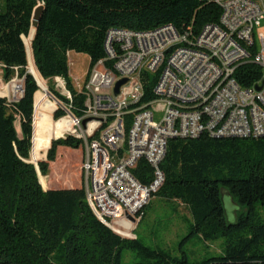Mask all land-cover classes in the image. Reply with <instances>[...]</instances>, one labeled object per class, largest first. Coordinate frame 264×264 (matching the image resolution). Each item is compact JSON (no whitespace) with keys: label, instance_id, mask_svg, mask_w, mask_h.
<instances>
[{"label":"trees","instance_id":"obj_1","mask_svg":"<svg viewBox=\"0 0 264 264\" xmlns=\"http://www.w3.org/2000/svg\"><path fill=\"white\" fill-rule=\"evenodd\" d=\"M38 5L43 11L31 41L32 13ZM219 16V6L210 0H3L0 70L5 81L14 76L22 79V95L12 103L0 97V264H121L123 250L143 259L135 264H191L183 252L181 259L172 258L142 245L138 238L111 231L91 211L83 187L43 189L42 176L48 174L57 149H78L82 141L67 135L50 144L53 128L63 136L74 131L72 121L63 118L62 110L55 113L56 121L37 112L33 127L34 99L38 106L37 83L44 91V80L62 79L70 99L53 88L49 91L80 118L86 112L85 96L73 88L69 52L86 55L90 70L105 56L103 44L110 29L147 31L172 25L181 33H198L217 24ZM27 61L37 83L27 71ZM243 70L240 85L249 86L261 75V68L253 64ZM156 78L144 83L140 103L154 98ZM56 105L45 101L42 108L52 111ZM131 119L126 116L127 125ZM47 149L45 161L30 163V153L34 161ZM159 170L163 181L150 197L180 203L191 215L181 245L193 237L205 242L223 239V256L199 264H264V138L203 134L193 140L172 139ZM131 173L144 186L155 179L144 160ZM224 194L238 209L231 223L225 218Z\"/></svg>","mask_w":264,"mask_h":264},{"label":"built area","instance_id":"obj_2","mask_svg":"<svg viewBox=\"0 0 264 264\" xmlns=\"http://www.w3.org/2000/svg\"><path fill=\"white\" fill-rule=\"evenodd\" d=\"M210 1L220 8L219 21L198 33H181L172 25L108 30L105 56L87 71L79 89L86 112L66 117L74 130L70 135L84 148L86 201L95 217L118 235L140 220L160 187L159 164L170 140L203 134L264 138V32H256L264 22V0ZM248 64L259 66L261 75L249 86L240 85ZM151 75L157 76L154 98L140 103ZM122 79L127 81L114 95ZM223 97H230V104H223ZM127 115L132 117L129 125ZM140 160L154 170L150 186L131 173Z\"/></svg>","mask_w":264,"mask_h":264},{"label":"rangeland","instance_id":"obj_3","mask_svg":"<svg viewBox=\"0 0 264 264\" xmlns=\"http://www.w3.org/2000/svg\"><path fill=\"white\" fill-rule=\"evenodd\" d=\"M1 5H3V0H0V6ZM256 32H264V22L256 28ZM67 60L69 77L73 88L79 92L89 68V59L84 54L69 52L67 54ZM26 68L28 71V61ZM150 77L153 78V75ZM44 82L46 89L43 91L39 88L38 90L41 96L38 106L34 99V123L37 112L49 116L52 121H56L54 115L58 110L65 112L63 118L68 117L69 110L67 112L66 105L49 91V88H53L54 92L68 98L64 81L55 78L49 81L44 80ZM5 87L8 88V91L6 94H3ZM20 91H22V79L14 76L10 81H5L0 70V97L5 98L9 103H12L21 97L22 93ZM45 101L52 103L58 102V104L56 105V108L51 111L42 108ZM56 133L54 134L57 135V137L51 139L50 144L55 139L64 138L65 136L70 135L69 132L65 133L63 136H59V132ZM48 149L40 152L39 157L34 161L31 159L30 153V162L37 165L38 162L45 161ZM83 153L84 148L82 145L78 149L59 147V149H57L55 160L49 163L48 174L42 176L45 178L46 188L61 186L72 187L73 179H75V177L76 180L81 178ZM39 175L41 174L39 173ZM222 202L226 221L230 223L234 222L235 212H238V209L226 194L222 195ZM191 222L192 219L190 213L180 203L173 202L167 204L159 198H151L149 205L144 209L143 219L141 221L138 220V222L130 227L128 230V236H123L122 234L119 236L128 239L138 238L142 245L149 247L150 249H160L165 251L172 258L181 259L183 256L181 252H183L186 256V260L191 264H199L205 259L219 258L223 256V239H219L215 242H205L193 237L190 238V240H186L181 245L183 239L188 235ZM141 261H143V259L136 256L132 251L123 250L121 252V264H135Z\"/></svg>","mask_w":264,"mask_h":264},{"label":"water","instance_id":"obj_4","mask_svg":"<svg viewBox=\"0 0 264 264\" xmlns=\"http://www.w3.org/2000/svg\"><path fill=\"white\" fill-rule=\"evenodd\" d=\"M42 11H43V7L42 5H38L33 13H32V19H31V30L30 32L32 31L33 35H32V38H31V41L33 40L34 38V35H35V32H36V28L38 26V23L40 21V18H41V15H42ZM22 40H23V43L25 45V42H24V37H22ZM25 48H26V45H25ZM26 55H27V48H26ZM28 73L31 74L33 76V74L28 70ZM34 77V76H33ZM35 79V77H34ZM36 83H37V80L35 79ZM126 79H122L120 81H118L114 87V95H118L119 93V89L121 86H123L125 83H126ZM37 86L40 88V86L38 85L37 83ZM257 90L260 89V87H256ZM68 112V111H67ZM87 120H83L82 121V127L84 128L85 127V124H86ZM56 140V139H55ZM31 163V162H30ZM33 164V163H32ZM35 165V164H34ZM36 166V165H35ZM37 169V174H38V179H39V171H38V168ZM40 183V181H39ZM127 218L130 220V221H134V218L130 217V216H127Z\"/></svg>","mask_w":264,"mask_h":264},{"label":"crops","instance_id":"obj_5","mask_svg":"<svg viewBox=\"0 0 264 264\" xmlns=\"http://www.w3.org/2000/svg\"><path fill=\"white\" fill-rule=\"evenodd\" d=\"M81 159H82V157H81ZM72 183H73V186L72 187H63V186H61V187H48V188H46L44 190L46 191V190L77 189V188H81L82 185H83L82 173H81V178L79 180L78 179L76 180V177H75V179H73V182Z\"/></svg>","mask_w":264,"mask_h":264},{"label":"bare ground","instance_id":"obj_6","mask_svg":"<svg viewBox=\"0 0 264 264\" xmlns=\"http://www.w3.org/2000/svg\"><path fill=\"white\" fill-rule=\"evenodd\" d=\"M31 72V71H30ZM14 88V87H13ZM5 90H4V92H3V94H6L7 93V91H8V88L7 87H5L4 88ZM16 89V88H15ZM67 95H68V93H67ZM56 104H58V102H55ZM223 104H230V97H223ZM60 105V104H59ZM54 133H56L55 131H54V128H53V134ZM57 134V133H56ZM59 136H62L60 133L58 134ZM54 136H55V138L57 137V135H55L54 134Z\"/></svg>","mask_w":264,"mask_h":264}]
</instances>
